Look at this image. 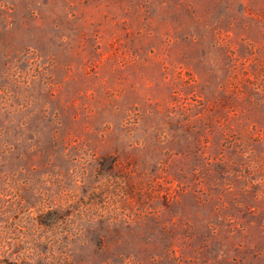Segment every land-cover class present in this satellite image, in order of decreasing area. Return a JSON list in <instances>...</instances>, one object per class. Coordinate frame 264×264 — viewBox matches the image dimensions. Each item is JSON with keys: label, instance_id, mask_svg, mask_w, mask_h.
<instances>
[{"label": "rangeland", "instance_id": "rangeland-1", "mask_svg": "<svg viewBox=\"0 0 264 264\" xmlns=\"http://www.w3.org/2000/svg\"><path fill=\"white\" fill-rule=\"evenodd\" d=\"M0 264H264V0H0Z\"/></svg>", "mask_w": 264, "mask_h": 264}]
</instances>
